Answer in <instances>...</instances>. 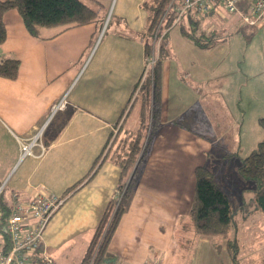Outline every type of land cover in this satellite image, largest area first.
<instances>
[{"label":"crops","instance_id":"1","mask_svg":"<svg viewBox=\"0 0 264 264\" xmlns=\"http://www.w3.org/2000/svg\"><path fill=\"white\" fill-rule=\"evenodd\" d=\"M144 1L116 0L115 24L108 15L114 0L87 2L105 7V14L98 10L96 22L59 33L45 29L42 39L27 31L16 10L4 16L7 39L0 61L15 57L20 67L15 79L0 76L3 202L9 207L15 197L27 201L44 190L66 196L43 236L53 264H85L117 192L120 169L113 149L106 148L119 130L126 135L138 128L139 108L133 105L146 61ZM166 47L162 125L139 168L130 204L97 264H233L226 241L218 250L211 236L195 235L190 219L196 167L206 166L216 179L210 152L236 132V119L228 123L231 110L222 98L228 90L231 104L238 99L237 69L228 63L231 47L225 40L202 49L179 26L167 31ZM62 100L65 107L53 113L52 106ZM136 108L135 122L125 128ZM184 115L192 116V131L173 124ZM38 130L42 146L21 160L17 138ZM253 211H260L255 201ZM36 259L42 264V252Z\"/></svg>","mask_w":264,"mask_h":264},{"label":"trees","instance_id":"2","mask_svg":"<svg viewBox=\"0 0 264 264\" xmlns=\"http://www.w3.org/2000/svg\"><path fill=\"white\" fill-rule=\"evenodd\" d=\"M89 1L94 2L95 0ZM181 2L182 0H145L143 2V8L148 15L145 55L147 57L153 53L155 43L159 40L158 60L147 76H144L143 70L134 91L135 93L140 86L135 105H133L134 107L138 105L139 108L137 130L126 135L122 134V130H119L117 138H115V145L113 143L111 146L115 148H113L111 156L120 169L117 190L124 191V195L95 264L106 255L111 236L130 204L136 187V177L148 146L162 125V63L169 52L166 47V33L176 25L175 21L178 18L176 9L181 5ZM10 10H16L19 13L27 31L38 39L43 38L45 29H56L59 33L96 22L100 16L98 9L82 0H0V47L7 39L4 16ZM205 18L197 16L194 12H188L179 18L176 26H179L183 35L198 47L210 49L217 42L225 41L226 37L220 29L208 31L204 28L202 23ZM19 67L20 60L18 58H5L0 61V76L15 79L18 76ZM259 123L264 129V118H260ZM173 124L192 131V116L184 115L176 119ZM238 172L243 179L256 184L254 201L257 210L264 213V139L254 152L242 159ZM195 179V195L190 212L195 235L211 236L218 250L221 248V243L226 241L233 264H236L237 252L234 251V248H237V243L232 238V230L236 225V211L232 201L217 183L213 172L206 166L196 167ZM75 188H70L67 193L72 192ZM3 206V222L5 223L9 210L4 202ZM113 206L114 200L112 199L103 214L95 238L101 225L109 218V212ZM4 223L1 226L2 233H4Z\"/></svg>","mask_w":264,"mask_h":264},{"label":"rangeland","instance_id":"3","mask_svg":"<svg viewBox=\"0 0 264 264\" xmlns=\"http://www.w3.org/2000/svg\"><path fill=\"white\" fill-rule=\"evenodd\" d=\"M115 2L116 0L108 12L109 21L112 19L113 24L116 23V17L112 16ZM94 8L101 10L102 15L105 14V7ZM202 26L208 31H222L231 47L228 63L237 69L238 74L236 79L233 77L235 84H238L237 102L231 104L228 90L222 96L225 107L228 105L231 110L228 113V123L233 117L236 119V132L231 136L232 139L228 137L227 144L225 140L219 141L222 143L212 149L209 157L217 174L216 179L221 188L230 195L236 211L237 225L232 230V238L237 243V248H234L237 252L236 264H264V213H252L256 184L243 179L238 172L242 159L254 152L264 139V129L259 123L260 117H264V16L257 25L250 26L241 24L237 15L222 13L220 17H206ZM232 90L234 89L230 91ZM137 112V108L132 111L125 128L131 127L135 122ZM115 138L117 136L111 139V146L113 143L115 145ZM111 146H107V152L114 148ZM252 238L256 239L254 244ZM255 243L258 245L253 246Z\"/></svg>","mask_w":264,"mask_h":264},{"label":"built area","instance_id":"4","mask_svg":"<svg viewBox=\"0 0 264 264\" xmlns=\"http://www.w3.org/2000/svg\"><path fill=\"white\" fill-rule=\"evenodd\" d=\"M178 18L188 12H194L199 17L221 16L222 13L237 15L242 24L255 26L264 16V0H182L177 7ZM175 25V26H176ZM159 40L155 43L154 51L146 57L144 76L151 72L158 60ZM140 86L136 92L138 94ZM64 100L52 106V112L65 107ZM42 130L28 137H18L20 159L34 155V149L41 145ZM5 186H0V264H37V256L42 252V264H53V259L43 248L44 232L51 218L63 205L66 196H59L48 191H39L33 198L23 201L15 197L5 221L3 196ZM124 191L117 192L114 197V206L94 238L85 264H95L103 245L105 236L111 226L113 218L122 202ZM4 223V233L1 226ZM104 228V229H102Z\"/></svg>","mask_w":264,"mask_h":264}]
</instances>
